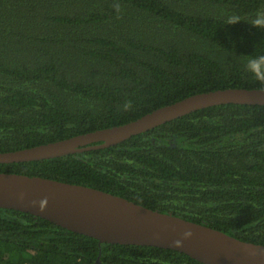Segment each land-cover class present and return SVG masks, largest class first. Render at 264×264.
<instances>
[{"label":"trees","instance_id":"16d2710c","mask_svg":"<svg viewBox=\"0 0 264 264\" xmlns=\"http://www.w3.org/2000/svg\"><path fill=\"white\" fill-rule=\"evenodd\" d=\"M120 3L121 12L113 9ZM264 0H0V152L122 125L190 95L262 88L249 24ZM242 21L227 25L229 15ZM131 101V110L123 105ZM95 187L264 244V105L221 104L111 145L0 163ZM205 264L156 246L103 243L0 208V264Z\"/></svg>","mask_w":264,"mask_h":264},{"label":"water","instance_id":"95a60500","mask_svg":"<svg viewBox=\"0 0 264 264\" xmlns=\"http://www.w3.org/2000/svg\"><path fill=\"white\" fill-rule=\"evenodd\" d=\"M264 105V89L231 87L200 92L128 123L28 148L0 152V163L27 162L108 147L163 123L221 104ZM0 208L42 217L103 243L174 249L205 264H264V244L161 212L95 187L0 171ZM97 264H105L100 258Z\"/></svg>","mask_w":264,"mask_h":264},{"label":"clouds","instance_id":"9594fccd","mask_svg":"<svg viewBox=\"0 0 264 264\" xmlns=\"http://www.w3.org/2000/svg\"><path fill=\"white\" fill-rule=\"evenodd\" d=\"M113 9L116 13L121 12V5L120 3L116 2L112 5ZM242 21L241 17L238 14L229 15L226 19L227 25H234ZM252 27L264 32V7L258 9L249 22ZM248 58L246 63L244 64V70L247 73H250L252 77L264 85V54L259 55H247ZM133 107L131 101H127L123 105V110L128 111L131 110Z\"/></svg>","mask_w":264,"mask_h":264},{"label":"built area","instance_id":"2783aa9c","mask_svg":"<svg viewBox=\"0 0 264 264\" xmlns=\"http://www.w3.org/2000/svg\"><path fill=\"white\" fill-rule=\"evenodd\" d=\"M26 264H33V263H26ZM80 264H87V263H85V262H82V263H80ZM95 264H97V263H95Z\"/></svg>","mask_w":264,"mask_h":264}]
</instances>
